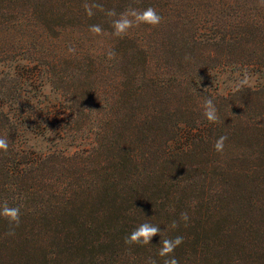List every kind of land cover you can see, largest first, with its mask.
Wrapping results in <instances>:
<instances>
[{"label":"trees","instance_id":"1","mask_svg":"<svg viewBox=\"0 0 264 264\" xmlns=\"http://www.w3.org/2000/svg\"><path fill=\"white\" fill-rule=\"evenodd\" d=\"M129 6L161 23L114 37ZM0 138V264H264V0H0Z\"/></svg>","mask_w":264,"mask_h":264},{"label":"clouds","instance_id":"2","mask_svg":"<svg viewBox=\"0 0 264 264\" xmlns=\"http://www.w3.org/2000/svg\"><path fill=\"white\" fill-rule=\"evenodd\" d=\"M86 14L91 17L94 15L93 9H101L103 6L98 3H85L83 5ZM106 14L109 17H117L112 21L111 27L113 29L112 35L114 37H123L128 33L130 29L134 26L138 27L140 25H149L155 27L161 23L162 17L158 12L152 8L148 7L147 9L140 10L129 6L123 12L117 14L113 10H108ZM89 31L94 34L102 33L103 29L100 25H90ZM70 53H74V48H69ZM111 55V53H110ZM247 83V78L241 82V85ZM203 116L209 122H216L218 120L217 109L213 102L212 98H207L203 104ZM227 136H220L214 143V149L217 153H222L224 150L225 143L227 141ZM8 149V140L6 138H0V150L7 151ZM20 208L19 207H10L5 201L2 206H0V217L6 219L9 223L10 228L13 226L18 227L20 223ZM181 219L187 221V213L181 214ZM177 222L173 221L171 227L173 229L177 228ZM14 230V228H13ZM11 234V233H10ZM162 236V231L159 225H154L151 223H142L136 229H134L128 236L125 237L124 243L128 246L139 245L146 246L152 244V240L156 236ZM184 238L182 236H176L174 239L170 238H161L159 242V251L158 256L163 259V264H179V261L173 255L176 248L182 245ZM149 264H157L155 259H150Z\"/></svg>","mask_w":264,"mask_h":264},{"label":"rangeland","instance_id":"3","mask_svg":"<svg viewBox=\"0 0 264 264\" xmlns=\"http://www.w3.org/2000/svg\"><path fill=\"white\" fill-rule=\"evenodd\" d=\"M222 84H221V88L220 91L222 93H226L229 90L233 89L236 86H239L241 84L242 81L245 80V77H239L237 75H233V76H225L222 78ZM262 82V79H258L257 77H248L247 78V86H255L257 85V83Z\"/></svg>","mask_w":264,"mask_h":264}]
</instances>
